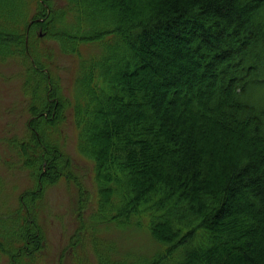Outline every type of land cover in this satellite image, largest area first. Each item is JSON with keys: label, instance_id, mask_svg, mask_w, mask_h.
Wrapping results in <instances>:
<instances>
[{"label": "trees", "instance_id": "1", "mask_svg": "<svg viewBox=\"0 0 264 264\" xmlns=\"http://www.w3.org/2000/svg\"><path fill=\"white\" fill-rule=\"evenodd\" d=\"M48 39L77 58L70 98ZM14 57L31 121L5 163L35 187L0 211V263L45 248L39 191L81 185L58 137L70 110L96 193L60 262L87 264L89 245L96 264H264V0H0V60ZM110 226L147 248L122 250Z\"/></svg>", "mask_w": 264, "mask_h": 264}, {"label": "rangeland", "instance_id": "2", "mask_svg": "<svg viewBox=\"0 0 264 264\" xmlns=\"http://www.w3.org/2000/svg\"><path fill=\"white\" fill-rule=\"evenodd\" d=\"M52 49V72L58 76L60 93L67 98L72 95L77 58L62 52L56 42L48 39ZM52 43V44H51ZM82 52L87 53L83 48ZM23 67L17 58L0 60V211L13 210L19 204L21 194L35 187L34 180L30 178L29 168H19L18 162L11 163L13 167L5 163L10 162L14 155L4 142L5 139L17 137L19 139L25 133L26 126L31 121L28 111V96L25 94ZM60 145L63 154L68 157L69 165L74 167L78 181L70 182L65 177H58L46 185L37 203L39 224L45 238V248L37 255L34 264H72L69 257L60 262V252L67 245V241L78 226V199H85L88 207L84 215L93 205L96 186L93 178V163L80 155L77 146L78 130L72 112L66 111L64 121L60 124ZM57 133H55L56 135ZM67 181V182H66ZM87 196H91L88 200ZM87 209V210H86ZM75 210V211H74ZM103 234V233H102ZM100 234V235H102ZM106 236L116 239L122 250L147 248L148 235L144 230H123L110 226ZM70 252V248H69ZM71 254V252H70ZM40 255V256H39ZM84 257L87 264H96L89 245L84 246ZM0 264H4L3 262ZM84 264V263H82Z\"/></svg>", "mask_w": 264, "mask_h": 264}]
</instances>
